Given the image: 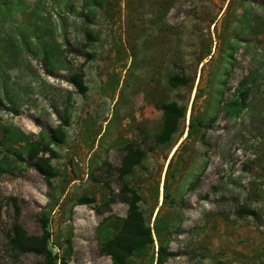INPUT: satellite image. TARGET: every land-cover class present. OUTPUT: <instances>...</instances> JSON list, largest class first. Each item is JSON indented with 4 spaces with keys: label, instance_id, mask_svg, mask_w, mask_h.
<instances>
[{
    "label": "rangeland",
    "instance_id": "1",
    "mask_svg": "<svg viewBox=\"0 0 264 264\" xmlns=\"http://www.w3.org/2000/svg\"><path fill=\"white\" fill-rule=\"evenodd\" d=\"M136 143L123 180L152 242L125 264H264V0H0V264H115L128 205L106 204L105 163ZM15 225L45 226L51 260Z\"/></svg>",
    "mask_w": 264,
    "mask_h": 264
},
{
    "label": "trees",
    "instance_id": "2",
    "mask_svg": "<svg viewBox=\"0 0 264 264\" xmlns=\"http://www.w3.org/2000/svg\"><path fill=\"white\" fill-rule=\"evenodd\" d=\"M186 76L181 74H173L168 78V84L171 87H178L187 83ZM163 111V126L159 133L153 135V146L165 144L170 141L171 135L176 131L177 121L181 117V111L175 103L164 104L161 107ZM151 148H149L150 150ZM125 154L123 155L120 164L112 168L108 163L106 166L113 169L117 178L121 181V187L117 194H113L109 189V197L106 204L110 205L116 201L124 202L128 205L127 215L122 221L119 232L110 240L103 243L101 246L102 252L110 256L115 264H125L128 257L135 253H140L146 245L152 242L150 229L144 226V221L141 213L138 211V202L140 200L137 192L130 188L123 180V178L132 172L135 166L140 164L146 153L149 151L141 147L140 143L128 144L124 148ZM80 204L94 203V198H81L78 200ZM44 235L40 238H29L23 230L17 225L14 226L13 236L11 241L14 247L21 252H35L51 260V252L47 249V242L49 233L44 226ZM169 254L165 253L163 249L159 248L157 251L156 264H164L165 259ZM51 264V263H49Z\"/></svg>",
    "mask_w": 264,
    "mask_h": 264
},
{
    "label": "bare ground",
    "instance_id": "3",
    "mask_svg": "<svg viewBox=\"0 0 264 264\" xmlns=\"http://www.w3.org/2000/svg\"><path fill=\"white\" fill-rule=\"evenodd\" d=\"M172 152H173V151H171V153H172ZM171 153H170V154H171Z\"/></svg>",
    "mask_w": 264,
    "mask_h": 264
}]
</instances>
